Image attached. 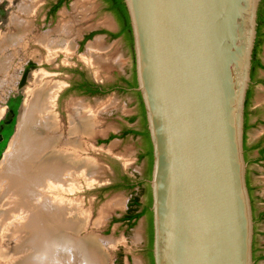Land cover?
I'll use <instances>...</instances> for the list:
<instances>
[{
  "label": "water",
  "instance_id": "1",
  "mask_svg": "<svg viewBox=\"0 0 264 264\" xmlns=\"http://www.w3.org/2000/svg\"><path fill=\"white\" fill-rule=\"evenodd\" d=\"M262 0H122L152 164L153 264H254L245 101Z\"/></svg>",
  "mask_w": 264,
  "mask_h": 264
},
{
  "label": "rangeland",
  "instance_id": "2",
  "mask_svg": "<svg viewBox=\"0 0 264 264\" xmlns=\"http://www.w3.org/2000/svg\"><path fill=\"white\" fill-rule=\"evenodd\" d=\"M51 1L54 0H36L31 6L34 9L27 16L22 15L21 10L23 6L30 5L31 0H0V169L16 139L26 107L27 89L35 73L44 70L42 72H45L46 80L52 82L50 85L58 83L63 88L57 93L54 111L59 118L60 133L64 137L68 130L69 102L85 103L92 113L88 126L85 129L79 126L84 131L78 132L77 136L78 147L80 144L77 163L80 164L74 177L76 187L64 196L65 203L73 208L72 216L80 223L76 234H73L74 229L68 234L74 240L69 246H76L77 235L81 240L86 241L87 238L88 243L95 245L97 264H149L144 250L147 242L146 216H142L130 229L122 222H112L113 217H119L124 212L129 200L139 189L110 187L120 183L122 176L135 182L147 173V159L138 158L142 149L141 136L107 139L109 134H117L123 125L141 128L137 97L134 93L117 91L95 97L66 93L73 78L71 69L76 66L83 68L89 77L97 81L110 82L118 74L132 77V54L126 41L108 40L104 35L94 36L81 50L77 49L85 33L96 28L114 26L101 0H68V5L62 6L54 18L47 19L46 12ZM20 16L28 17L36 35L52 32L59 24L67 23L70 37H73L71 52H59L54 58L47 59V50L33 41L25 48H12L10 36L16 33V21ZM94 44L97 46L90 49L89 46ZM4 55L8 56V62L3 59ZM28 62H33L34 66L28 72L24 85L19 86ZM259 96L257 104L264 105V92ZM131 116L136 119L128 124L125 118ZM263 129L264 123H258L255 129L248 128L246 144ZM249 157H252L250 151ZM252 166L259 172L261 193L264 194V165L250 163L249 167ZM106 187L108 189L103 190ZM258 229L257 244L264 246V224ZM75 249L68 253L72 255L65 254L66 260L69 262L75 256V264H83L82 255L79 252L75 254ZM257 264H264V260H258Z\"/></svg>",
  "mask_w": 264,
  "mask_h": 264
},
{
  "label": "bare ground",
  "instance_id": "3",
  "mask_svg": "<svg viewBox=\"0 0 264 264\" xmlns=\"http://www.w3.org/2000/svg\"><path fill=\"white\" fill-rule=\"evenodd\" d=\"M34 2L23 6L22 15H30ZM22 17L16 21V33L10 36L12 48H25L33 41L47 50V59L59 52H71L73 37L67 23L59 24L52 32L36 35L32 22ZM94 46L97 45L89 48ZM3 59L7 61L8 56ZM42 71L35 73L27 89L16 139L0 169V264H75L74 255L69 262L65 257L73 248L75 254L82 255L83 264H97L96 247L86 237L85 241L76 235V246H69L74 240L68 234L72 229L76 234L80 223L72 216L73 208L65 203L64 197L76 187L74 177L80 164L77 136L84 131L79 126L85 129L92 113L85 103L69 102L68 130L64 137L54 111L61 85H50Z\"/></svg>",
  "mask_w": 264,
  "mask_h": 264
},
{
  "label": "flooded vegetation",
  "instance_id": "4",
  "mask_svg": "<svg viewBox=\"0 0 264 264\" xmlns=\"http://www.w3.org/2000/svg\"><path fill=\"white\" fill-rule=\"evenodd\" d=\"M60 0H54L49 3L47 12H46V18L51 19L54 18L57 11L64 5H68V2L65 3L62 1L61 5L57 8L56 6L59 4ZM103 3L104 10L109 13V15L112 17L114 26L112 28H96L94 30H90L89 32L85 33L82 38L78 42V50H81L83 48L84 44L91 40L96 35H104L105 38L108 40H114V39H120L122 41H126L129 47V50L132 54V60H133V69H132V77H126L124 75H116V77L110 81V82H103V81H97L91 77H89L85 70L81 68L80 66H76L75 68L71 69V73L73 74L72 81L69 85V87L66 90V93L75 94L77 96H87V97H95V96H103L109 92L117 91V92H129L134 93L137 97V106L138 111L140 114V120H141V128H136L135 126L129 125H123L120 129V131L117 134H113L116 137L114 138H120L124 139L127 138L129 135L133 134H126V136L119 137L120 133L124 130H128L129 128L143 132L144 131V125H143V114L141 112V99L139 96V93L130 90L132 87H128L125 80H133L135 77L134 75V57H133V50H132V41L131 45H129V40L127 39L124 32H122V25L118 19V14H116L112 9H110V3L105 2L104 0H101ZM258 25H257V35H256V41L255 46L253 50V56H252V68H251V80L252 83L250 84V87L247 91L246 96V107H245V134H244V149H245V158L248 162L247 167V185L250 193L251 198V204H252V211H253V219H254V237H253V259L254 264H257L258 260H264V246L257 244V234H258V227L260 225L264 224V194L261 193V179L258 177V170L252 166L251 164H257V165H264V129L263 131L255 138L251 139L249 144H246V131L248 128H254L255 126L259 124L264 123V105L257 104V99L259 96V92L257 91V85H262L264 87V76L260 74L261 71L264 72V0L261 1L259 13H258ZM93 34V35H91ZM88 38V36H90ZM34 66L33 62H28L26 66ZM33 68V67H31ZM29 68V71L30 69ZM28 71V72H29ZM63 89V88H62ZM61 89V90H62ZM60 90V91H61ZM261 93V92H260ZM134 118L133 121H130V118ZM125 118L128 122V124H131L134 122L136 117L131 116ZM140 123V122H139ZM111 134H109L110 136ZM108 136V137H109ZM133 136H141V143H142V149L140 153L143 151V140L145 139L147 142L146 137H144L142 134L139 135H133ZM107 137V138H108ZM147 145V144H146ZM249 151L252 154V157H249ZM147 159V167L149 166V158L148 156H145ZM132 182V181H131ZM135 188V187H134ZM133 188V189H134ZM138 188V187H137ZM127 209V206L125 210ZM124 210V212H125ZM123 212V213H124ZM122 213V214H123ZM121 214V215H122ZM120 215V216H121ZM147 218V228H148V216ZM142 217V216H141ZM140 217V218H141ZM139 218V219H140ZM138 219V220H139ZM263 234V233H262ZM145 250V249H144ZM146 253V250H145ZM147 255V254H146ZM148 257V256H147ZM148 261L150 264V259L148 257Z\"/></svg>",
  "mask_w": 264,
  "mask_h": 264
},
{
  "label": "trees",
  "instance_id": "5",
  "mask_svg": "<svg viewBox=\"0 0 264 264\" xmlns=\"http://www.w3.org/2000/svg\"><path fill=\"white\" fill-rule=\"evenodd\" d=\"M65 2L67 3L68 0H60L59 4L56 6L57 8L61 5V3ZM107 3H110V9H112L116 14H118V19L122 25V32L125 33L127 39L129 40V45H131L132 41V36H131V29L129 25V19L127 15L126 8L124 6V3L122 0H104ZM259 22V19H258ZM93 35V34H91ZM88 36L89 37H91ZM33 67L28 65L24 68L21 78L19 80V86H23L25 83L26 76L28 74L29 68ZM127 83L128 87H134L136 85L135 82V77L133 80H125ZM245 107H246V101H245ZM141 112L144 116V109L143 105L141 104ZM143 125H144V131L139 132L136 130H133L129 128L128 130L122 131L119 135V137L126 136V134H133V135H139L142 134L144 137H146V140L144 139V145H143V153L141 152L138 156L139 159L145 158V156H148L149 158V166L147 167V173L145 176L135 182H131L130 179H128L126 176L121 177V182L116 183L110 188H127V189H133L134 187H138L139 191L134 194V196L129 200L127 204V209L125 212L119 216V217H113L112 222H122L127 226L128 229L132 228L138 219L143 216L147 215L148 216V228H147V242L145 246L146 254L150 259V264H153V259H152V252H151V247H152V220H151V211H150V205H151V197H150V190L148 184L145 182V179L150 177V172H151V164H152V152H151V144L148 136V132L146 129V123H145V117H143ZM134 118H130V121H133ZM116 137L115 135L111 134L107 139L110 140L112 138ZM147 144V145H146ZM108 188H104L103 190H107ZM144 198V200L142 199Z\"/></svg>",
  "mask_w": 264,
  "mask_h": 264
},
{
  "label": "crops",
  "instance_id": "6",
  "mask_svg": "<svg viewBox=\"0 0 264 264\" xmlns=\"http://www.w3.org/2000/svg\"><path fill=\"white\" fill-rule=\"evenodd\" d=\"M260 74L262 75V76H264V72L263 71H261L260 72ZM257 91L259 92V95H260V92H264V87L262 86V85H257ZM260 97V96H259ZM263 131V130H262ZM258 135H253L252 136V139H255L256 137H257Z\"/></svg>",
  "mask_w": 264,
  "mask_h": 264
}]
</instances>
